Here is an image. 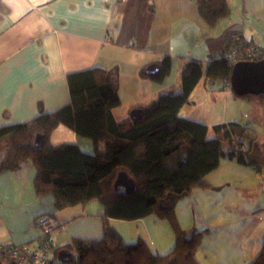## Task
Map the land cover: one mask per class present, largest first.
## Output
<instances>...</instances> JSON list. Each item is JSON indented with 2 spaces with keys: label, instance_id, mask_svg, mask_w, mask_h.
Returning <instances> with one entry per match:
<instances>
[{
  "label": "crops",
  "instance_id": "1",
  "mask_svg": "<svg viewBox=\"0 0 264 264\" xmlns=\"http://www.w3.org/2000/svg\"><path fill=\"white\" fill-rule=\"evenodd\" d=\"M225 1L231 10L229 17L210 28L199 17L195 0H0V128L26 123L40 108L52 113L66 105L70 100L66 76L71 73L117 68L120 106L112 115L119 121L132 106L146 105L162 94H179L184 64L197 60L205 66L234 36L264 45V0ZM164 56L170 58V69L161 82L139 76L142 68L157 64ZM250 111H256L258 119L249 120ZM179 116L206 126L208 139L215 138L212 127L216 125L246 124L264 155L260 141L264 104L235 98L221 83L200 81ZM49 144L74 145L88 155L95 151L90 140L77 137L63 125L52 131ZM97 148L104 146L100 143ZM221 167L238 173L245 166L221 159L218 168L205 177L210 186L222 188L223 176L230 179L224 172L218 176ZM245 168L255 175L264 170ZM34 173L33 168L26 174L21 168L0 173V244L33 247L39 235L35 219L49 213L64 227L54 239L56 248L74 238H101L104 210L98 202L53 211L49 198H36ZM124 223H135L142 232L124 239L115 227ZM163 223L154 216L132 222L109 220L124 243L142 240L156 255L169 244ZM159 227L161 235L155 231Z\"/></svg>",
  "mask_w": 264,
  "mask_h": 264
},
{
  "label": "trees",
  "instance_id": "2",
  "mask_svg": "<svg viewBox=\"0 0 264 264\" xmlns=\"http://www.w3.org/2000/svg\"><path fill=\"white\" fill-rule=\"evenodd\" d=\"M195 1L199 17L210 28L231 13L225 0ZM230 43L231 39L205 66L197 60L186 62L180 75L179 94H162L146 105L132 106L122 120L116 121L112 115V110L120 106L117 68H94L66 76L70 100L63 107L44 113L38 106L39 113L32 120L0 128V146H6L0 173L17 171L29 162L35 172L34 194L41 201L49 198L53 211L85 206L92 201L104 210L100 239H71L55 250V258L59 251L68 250L73 259L64 264H199L195 252L202 233L179 229L175 205L194 189L210 188L205 177L218 168L221 159L255 171L264 168L262 149L248 125H216L212 127L215 138L208 139L206 126L179 116L200 81L229 83L232 65L220 56ZM255 46L264 49V45ZM157 65L156 76L145 75L147 67L139 71V76L161 82L169 73L170 58L164 56ZM232 94L264 104V94ZM134 109L142 110L136 121L129 117ZM59 125L90 140L94 153H82L74 145L51 146L50 134ZM36 135L43 137L40 149L33 146ZM100 143L103 150L97 148ZM119 172L134 181V194L118 197L114 193L113 183ZM150 216L167 221L172 228L175 245L166 255L152 254L142 240L124 243L109 224L111 219L132 222ZM42 217L56 218L49 213L35 220ZM0 264L11 263L0 260ZM251 264H264V242Z\"/></svg>",
  "mask_w": 264,
  "mask_h": 264
},
{
  "label": "rangeland",
  "instance_id": "3",
  "mask_svg": "<svg viewBox=\"0 0 264 264\" xmlns=\"http://www.w3.org/2000/svg\"><path fill=\"white\" fill-rule=\"evenodd\" d=\"M248 116L249 120L258 119L256 111L248 112ZM261 120L264 121L263 118ZM260 128L263 132L260 141L264 145V122ZM5 148L6 146L0 147V161L4 156ZM30 168L32 166L29 162L21 166L25 174ZM242 168H244L243 172L237 173L233 168L221 167L217 171L218 176L224 172L230 178L223 176L222 180L225 182L222 188L211 185L207 189H197L175 205L174 214L179 229L183 232L202 233L195 252V259L199 264H251L262 248L264 242V170L261 174L255 175L249 168ZM225 185L228 186L226 190H224ZM12 207L16 209L17 206ZM163 224L169 232V244L159 253L166 255L175 245V236L170 224L167 221ZM115 227L124 239H133L142 232L135 223H124V225H115ZM155 231L162 234L160 227ZM58 233L61 232L54 233V239ZM154 240L158 242L157 237H154ZM147 247L152 254L156 255L151 246Z\"/></svg>",
  "mask_w": 264,
  "mask_h": 264
},
{
  "label": "built area",
  "instance_id": "4",
  "mask_svg": "<svg viewBox=\"0 0 264 264\" xmlns=\"http://www.w3.org/2000/svg\"><path fill=\"white\" fill-rule=\"evenodd\" d=\"M228 64L242 61H258L264 58V49L245 43L241 37L234 36L229 48L220 56ZM224 86L230 90L228 82ZM39 235L33 247L27 244H0V260L11 264H53L56 245L54 233L62 232L63 225L57 218L42 217L36 220Z\"/></svg>",
  "mask_w": 264,
  "mask_h": 264
},
{
  "label": "water",
  "instance_id": "5",
  "mask_svg": "<svg viewBox=\"0 0 264 264\" xmlns=\"http://www.w3.org/2000/svg\"><path fill=\"white\" fill-rule=\"evenodd\" d=\"M159 72L157 64H151L145 69V75L156 76ZM230 89L237 96L264 94V58L258 61H242L232 66ZM142 116V110L134 109L130 111L131 120H138ZM33 146L37 149L43 147V137L36 135ZM136 185L134 181L124 172H119L113 183V191L118 197H128L134 194ZM57 261L59 263L72 262V254L68 250L58 252Z\"/></svg>",
  "mask_w": 264,
  "mask_h": 264
}]
</instances>
